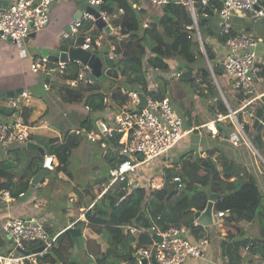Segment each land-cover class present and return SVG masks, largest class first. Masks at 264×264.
<instances>
[{
	"label": "crops",
	"instance_id": "obj_1",
	"mask_svg": "<svg viewBox=\"0 0 264 264\" xmlns=\"http://www.w3.org/2000/svg\"><path fill=\"white\" fill-rule=\"evenodd\" d=\"M5 1L12 2L13 0ZM129 2L132 3V7L134 8L146 10V13L151 12L147 7H141L138 5L142 0H129ZM81 3L82 0H53L50 7L49 23L41 30L34 33V36H30L25 43L19 42L13 44L0 39V120L7 121L13 118H19L30 127L27 142L13 140L6 146L0 145L2 146L0 147V163L6 164L7 161H10L14 164L12 166H6L8 168V173L14 176L13 182L16 184L21 183L20 180L18 181L19 176L30 162L33 163V161H35L42 167L43 156H41L38 149H41L44 154L53 155L57 163L56 171H51L47 174L51 176L54 172L51 178H48L47 175H45L42 182H38L34 186H31V179L37 174L36 173L29 180L28 188L24 190V195L22 197H18L15 202L0 208V252L2 253H8L12 250L11 240L2 229L3 222L9 217H18L24 220H38L43 223L45 230L50 236L62 233L69 227L79 228L76 224L78 223L77 220L80 216L84 215L82 210L87 211L91 208L95 200L101 197H99V193L103 186L108 183V176H110V172L114 168L111 166V161L116 163V161L119 162L121 160L117 147V151L115 148H112L113 151H110L108 147L102 148L98 139L94 141L88 139L84 141L82 140V136L85 133H90L98 137L101 134L102 127L108 125L105 120L110 122L113 114L119 109L113 108L112 103L108 102L103 110L97 111L98 113H89L93 111H90L86 107L82 108L76 103L68 101L67 103L60 98L57 93L60 84H57V82L62 80L61 78L42 73H34L30 70V64L35 57L42 56V49H46L50 54H58V47L62 43H66L69 46H75V40L67 41L63 39V36L69 31L72 21L83 15L84 10L81 7ZM95 9L98 13L100 12L99 6L95 7ZM79 11L83 12L81 16L78 13ZM121 14H123V9L119 8L114 11L113 18L108 17V25L111 27L112 34L114 33V30L119 33L121 26L118 25L112 27L110 20L118 18ZM153 16H157V14ZM149 21L151 22V20ZM89 22L91 23L93 32L102 36L101 47L92 49L91 52L99 56H102L104 52H108L111 56L110 50L113 47L111 45L112 39L107 37L111 35V33L105 34L104 32H100L95 28L94 21ZM216 22V18H214L211 22V29L214 34H219ZM168 23L173 25L171 22ZM231 24L234 32L251 35L259 41L258 55L262 63L263 76L259 77L256 87L258 92H263L264 23L247 16L244 18L233 17L231 19ZM142 25L143 27H147V24L143 21ZM171 30L168 31L171 32ZM81 34L83 35L82 32ZM78 36L81 35L79 34ZM77 37H75V39ZM105 39L107 41H105ZM105 44L110 45L109 49L104 47ZM217 48L222 50L223 45H217L215 49ZM174 62L175 60L173 59L166 61V64L170 67L172 73ZM107 69V67L103 68V75L105 78L103 86H107V91L104 93L109 101V91L111 87L118 84L119 80H115L113 82L114 85L109 82L105 74ZM46 80L49 82H46ZM176 82L181 86L184 93H186V96L190 97L191 92L195 95L199 93L197 95L201 96V92L196 93L194 91V79L187 78L181 82L176 80ZM44 83L48 84V89L43 88ZM91 85L93 87V83ZM52 86H54V88ZM148 86L149 90L156 91L154 83H149ZM18 89L26 92L28 98L26 100L21 98L20 106L17 108H11L8 106V99L10 97L7 95V91ZM126 91L129 90L123 89V93ZM204 97L205 96L199 97V106L200 108H204L205 112L208 113L206 116L209 120H206L204 117H199L198 109L194 106V101L191 97L190 108L187 107L189 111H181L174 103H172L176 114L183 120L184 127H199L204 124V122L212 120V105H208V100ZM223 102L225 105L227 104L226 101ZM257 103L259 104V102ZM10 110H12L11 114L8 113ZM24 111L26 113L25 119L23 114ZM241 114L244 122L250 121V117H248L245 112H242ZM64 118L65 120L69 119L73 121L66 124ZM256 118L258 117H255V119ZM92 121H94L93 125L96 127L97 131L93 130V126H91ZM197 122H199L200 125H196ZM224 123H226V121L215 123V134L207 128L196 129L191 134H188L180 144L171 151V154L177 156V154L187 146L194 150V156L195 153H198L199 159H204L209 152L213 150L211 159L217 166L221 168V165L224 162H232L236 167L238 176L245 177L250 174L253 177L264 202V171L259 166L258 160L255 157L256 155L252 154L253 152H250V148L248 149L249 146L247 145L243 144L239 147L233 146L229 142V136L234 131V128L229 132L227 131V125ZM87 128H89L90 131H87ZM262 136L264 138V130H262ZM193 137L196 139L192 140ZM52 138L59 139V142L69 149V153L67 154L62 167L63 169L58 165L56 155L49 154V150L52 149L49 145V139ZM28 142L33 143V145L36 146V149L28 148ZM98 147L102 148L104 151L101 153ZM106 149L109 151H106ZM108 155L111 156V161L106 159V156ZM166 157L167 156H163L162 160L167 159ZM260 157L261 161L264 163L263 157L261 155ZM152 162L161 164L159 159L153 160ZM170 166L171 164L167 162L166 167L169 168ZM14 167H18L17 171L13 170ZM142 171L143 168H139L136 174L131 177L133 179L132 187L136 188L143 186L142 188L147 190L148 185L145 184L147 180L141 179L144 176L141 175ZM57 173H60V176H58ZM151 174H153V172ZM146 175L148 178L149 174ZM104 182L106 184H104ZM166 189L161 190L162 195L166 194L168 196L169 193L177 188H172L168 194L165 192ZM94 196L96 199L93 200L92 198ZM166 199L168 198L166 197ZM150 209L153 212L160 211L159 205L156 204L151 205ZM214 212L215 210L213 209V213ZM246 214L247 216L252 217L254 213L248 212ZM193 219L194 214L192 216L187 215L183 224L187 225ZM80 221L84 220L79 219V222ZM223 223L225 224L223 227L212 225L200 226L195 229L191 227L189 228L187 234L188 238L195 240L200 236H206L209 239V244L204 257L195 259L190 258L184 264H222L223 262H228L229 264H243L244 261L246 262L245 264H259L260 262L261 264H264V261L260 259V256L252 253L250 248L251 242H253L257 236L256 226L242 215L231 216L229 213L223 217ZM233 228L240 230V232H236ZM89 231L88 228L80 229L81 236L84 240L86 238H89V240L96 238V235L89 233ZM221 232H223L224 235H221ZM130 236L133 238V241H130L128 235H126L118 244L124 252L134 248L137 242L143 237L149 238L147 228L136 229L130 234ZM242 236L246 242H242ZM249 240L253 241L250 242ZM96 241L97 243L100 241V250L103 253L105 247L103 245L105 243L99 237H97ZM89 242V248L94 252L96 247L93 248L94 244L91 241ZM63 245L67 246L65 241ZM98 256L99 255L88 254L86 249H80L77 251H73L72 249L69 256H65L66 260L61 261L59 257L51 251L45 262L46 264H97ZM119 264L128 263L121 261Z\"/></svg>",
	"mask_w": 264,
	"mask_h": 264
},
{
	"label": "trees",
	"instance_id": "obj_2",
	"mask_svg": "<svg viewBox=\"0 0 264 264\" xmlns=\"http://www.w3.org/2000/svg\"><path fill=\"white\" fill-rule=\"evenodd\" d=\"M219 6V0H210L209 4L205 6L197 1L194 5L204 55L200 44L197 41H192L195 30L192 28L193 20L185 6L168 4L164 8L155 7L154 9L158 10L157 16H152L151 23L147 27H143L142 19L146 17V10L132 7L129 0H101L100 11H105L108 17L113 18L114 11L119 8L123 9V14L110 20L112 27L121 26V30L117 34L119 37L116 34H114L115 37L107 36L112 39L116 56L114 66L108 68L105 74L113 85L115 80H119L118 84L111 87L109 91V103H112V107L117 109L125 107L127 98L123 93L124 89L136 90L144 95L150 94L154 98L168 95L171 102L179 110H188L186 107L189 105L187 106L184 102L185 93L176 82L170 67L166 64V61L171 59L176 61L175 66L177 67L196 70L200 80L198 84H194L196 93L201 92V97L207 98L202 92L204 88H201L206 86L215 95V85L205 58L210 64L214 76L216 78L223 76L224 78L223 70L217 63L223 49H215V47L217 45L222 46L225 37L218 33L214 34L211 29V22L215 18L214 10ZM204 13L208 15L207 18H203ZM168 22L173 23L174 27L171 32L165 35L161 30L164 27L167 29ZM90 29L92 30L91 23L84 22L81 31ZM92 33L95 34L93 30ZM67 65L73 70V73H77L78 65L76 63L71 62ZM259 76H263V71L260 72ZM59 78L62 80L57 82L60 84L57 93L63 101L81 103L93 112L101 111L106 107L107 104L103 102L105 93L101 91L103 83H93V87L90 85L87 88H70L64 78ZM224 79L226 80V78ZM46 82L49 81L46 80ZM149 83L155 84L156 91L148 89ZM52 87L54 88V86ZM234 97L238 98L240 95L237 94ZM232 102L236 104L237 100H229L230 106H232ZM212 108L213 117L216 116L217 112L223 115L228 114L227 106L216 95ZM8 113L11 114L12 110ZM23 114L25 119V111ZM253 115L254 117L249 118V122L243 121L241 113H238L236 117L242 123L244 133L264 159L261 153H264V138L262 136L264 129L255 119L258 117L264 120L262 104H256L253 107ZM196 125H200V123L197 122ZM226 127L228 131L233 129L232 123ZM87 131L90 129L87 128ZM49 145L52 148L49 150V154L56 155L58 165L62 168L69 149L61 144L59 139H49ZM116 147L117 144L113 143L112 147L108 149L111 151L112 148H115L117 151L118 147ZM181 153L182 151L177 154V160L170 162L169 168L164 166L161 173V179L164 181L162 190L167 188L165 191L167 194L172 188H177V185L171 182L172 178L174 176L180 177L182 187L178 188L177 194L166 199L167 195H162L161 190L149 193L145 189V193H141L143 186H139L141 188L132 187L133 182L128 179L108 188L84 213L85 221H78L76 226L80 229L88 228L89 233L96 235V238L92 240L86 238L84 247L88 254L99 255L97 264H119L121 261L127 263L137 249L150 246V238L143 237L134 248L124 252L118 246L119 242L126 235L130 241H133L130 234L125 233L126 226L135 229L147 228L150 225L149 215H160L159 226L162 228L183 224L187 215H193L194 212L192 213L191 209L202 211L206 207L210 193L220 194L214 204L215 211L227 210L231 216L242 215L256 226L257 236L251 242L250 248L252 253L258 254L260 259L264 261V202L253 177L250 174L245 177L238 176L236 167L232 162H224L219 170L216 163L211 159L213 150L209 152L206 158L199 159L198 163L195 160L194 150L188 148L186 154ZM106 159L111 161V156H106ZM114 163L111 161L112 167H116L119 162ZM41 168L37 162H30L19 176L18 181L20 180L21 183L16 184L13 182L14 176L8 173L6 164L0 163V185L9 189L13 195H18L28 188L29 180ZM92 199L94 200L96 197L94 196ZM153 204L159 205V212H153L150 209ZM248 212H253V216H247L246 213ZM233 229L238 233L240 232L238 229ZM97 237L106 244L103 253L100 250V241L98 243L96 241ZM80 238L82 239L81 234L72 236L69 232L64 231L58 235L57 245L51 251L61 261H65V256H69L71 249ZM64 241L67 246L63 245ZM89 241L94 244L93 248L96 247L94 252L89 248ZM34 246L36 244H28L26 250H33Z\"/></svg>",
	"mask_w": 264,
	"mask_h": 264
},
{
	"label": "built area",
	"instance_id": "obj_3",
	"mask_svg": "<svg viewBox=\"0 0 264 264\" xmlns=\"http://www.w3.org/2000/svg\"><path fill=\"white\" fill-rule=\"evenodd\" d=\"M87 1L89 6L93 8L98 7L101 3V0ZM147 1L154 7L168 4L185 6L193 20L192 28L199 37L194 5L198 1L199 4L205 6L209 4L210 0ZM52 2L53 0H13L4 6H0V39L19 43L27 40L31 33H36L44 28L50 21ZM219 2L220 6L214 10V17L217 21L219 34L224 36L225 40L223 53L218 57L217 63L223 70L228 87L233 92V98L238 102L236 109H231L226 104L227 115L217 113L211 121L199 127L186 128L183 120L176 114L168 95L161 98H154L150 94L143 95L145 106L142 109H136L141 92L136 90L124 92L127 98L125 107L113 114L110 125L103 126L98 137L85 132L82 136L83 141L98 139L102 148L112 147V144L116 143L118 153L121 156L117 166L111 170L110 180L103 186L99 197L114 184L130 179L145 163L161 156H167L194 130L207 128L215 134V123L225 122L227 119L231 121L234 128L229 136V142L235 147L247 145L254 155L261 158L257 149L244 133L242 123L236 117L238 113L242 112H245L248 117H253V107L258 104L257 102L262 104L264 108V91L258 92L256 87L259 74L262 71V63L258 55L259 41L251 35L234 32L231 19L250 16L264 23V0H219ZM202 16L203 18L208 17L205 13ZM99 17L108 25V15L105 11H100ZM89 21H94L92 15L84 12L80 18L72 21L69 31L64 34L63 38L71 41L80 34L84 37L81 44L83 50L89 51L100 48L102 44L101 35L93 34L91 29L81 31L84 22ZM110 54L112 58L116 56L114 47L111 48ZM77 65L78 71L73 73V70L65 63L51 62L46 57L38 56L31 62L30 70L34 73L62 77L70 88H87L93 83L88 75L89 69L80 63ZM208 66L212 79L216 81L210 64ZM173 74L176 80L192 78L196 84L200 82L199 78L196 77V71L191 68L174 67ZM48 87L47 83L43 84L44 89H48ZM237 94L240 97H234ZM21 98L26 100L28 94L22 91L19 96L9 98L8 106L11 108L19 107ZM103 102L107 104L109 101L105 97ZM256 119L264 129V120ZM29 132L30 127L19 118L7 121L0 120V145L6 146L13 140L27 142ZM42 167L49 172L56 171L57 163L54 156L44 154ZM57 175L60 176V173ZM171 182L177 185V189L182 187L179 176H174ZM163 188V179L152 175L147 187L148 192L153 193ZM23 195V192L13 195L9 189L0 185V208L8 206ZM82 212L85 213L86 211L82 210ZM191 212L193 213L195 210L191 209ZM227 213V210L215 211L213 213V225L225 226L223 217ZM79 219L85 221L84 215H81ZM149 221L150 225L147 227V231L151 244L147 248L137 249L127 262L128 264H154L153 260L156 264H184L190 258L204 257L209 239L206 236H200L191 240L187 236L190 227L193 229L200 227L195 219L187 225L179 224L167 228L159 226L160 215H149ZM2 229L11 240L12 250L8 253L0 252V264H46L45 260L50 251L56 247V239L60 234L50 236L42 222L31 219L24 220L18 217L7 218L2 224ZM135 230L130 226L125 227V232L129 234ZM221 235H224L223 232ZM28 244H36V246L33 250H26ZM222 264L229 263L223 262Z\"/></svg>",
	"mask_w": 264,
	"mask_h": 264
},
{
	"label": "water",
	"instance_id": "obj_4",
	"mask_svg": "<svg viewBox=\"0 0 264 264\" xmlns=\"http://www.w3.org/2000/svg\"><path fill=\"white\" fill-rule=\"evenodd\" d=\"M7 4V1L0 0V6H4ZM81 7L85 13L91 14L94 19V26L95 28L100 31L104 32L105 34L111 33V27L106 24V22L99 17L98 11L90 7L87 0H82ZM161 8H164L162 5ZM82 10V11H83ZM82 11H79V15H82ZM30 36H34V33H31ZM84 41L83 36H78L75 39V46H69L66 43H62L58 47V54H50L46 49L41 50V55L46 57L51 62H62V63H71L76 62L80 63L81 65L86 66L89 69V78L92 80L93 83L101 84L105 81L103 75V68H112L114 66V59L109 55L108 52H104L102 56L96 55L90 51L83 50L81 48V44ZM192 41L196 42L199 41L197 33L192 35ZM219 89V87H218ZM22 92L21 89L18 90H9L7 91V95L11 98L14 95H20ZM225 101V100H223ZM145 106V100L143 94H139V104L136 105V109H142ZM28 148L36 149V146L33 143H27ZM41 156H44V152L41 149H38ZM195 160L198 163L199 161V154L195 153ZM7 166L14 165L12 162L7 161ZM49 173L48 170L42 168L37 172V174L31 179V186H34L38 182L43 181V177ZM177 189L173 192L169 193L167 198H169L173 193H177ZM220 197L218 193H210L208 195V201L206 207L200 211L196 210L194 212V219L200 226H212L213 225V209H214V202ZM65 231L69 232L72 236H79L81 234L79 228L69 227ZM39 249V248H38ZM145 263V262H144ZM153 263L156 262L153 260Z\"/></svg>",
	"mask_w": 264,
	"mask_h": 264
},
{
	"label": "rangeland",
	"instance_id": "obj_5",
	"mask_svg": "<svg viewBox=\"0 0 264 264\" xmlns=\"http://www.w3.org/2000/svg\"><path fill=\"white\" fill-rule=\"evenodd\" d=\"M138 1V0H137ZM143 2V3H142ZM142 2H140V4H138L139 6H141V7H147L149 10H151V12H148V13H146V17L144 18V19H142V21L143 22H145V24H147V25H149L151 22L149 21V20H151V18L152 17H149V16H153V15H155V14H157L158 13V10L157 9H154L155 7L154 6H152V5H150L149 4V2L147 1V0H142ZM174 26L172 25V24H170V23H168V29H165V27L163 28V30H161V32L162 33H164L165 35L166 34H168L169 33V31L173 28ZM169 30V31H168ZM114 34H116V36H118L119 37V35H117L118 34V32L116 31V30H114V33L112 34L111 33V35L113 36V37H115V35ZM105 38H106V36H105ZM105 41H107L106 39H105ZM110 41V40H109ZM202 41V40H201ZM7 42H11V43H13L14 44V42H12V41H7ZM26 42V40H24L23 41V43H25ZM112 45V44H111ZM200 46H202V45H200ZM104 47L105 48H107V49H109V47H110V45L109 44H105L104 45ZM37 57V56H36ZM35 57V58H36ZM175 63H176V61L173 63V65H174V67H175ZM215 80L216 81H214L213 79H212V81H213V84L215 85V95L217 96V98H220L222 101L223 100H225L226 101V103L228 104V106L231 108V109H236V105L235 104H233V102H232V106H230L229 105V103H228V101L229 100H234L233 98H232V96H233V92L232 91H230V89L228 88V83H227V81L223 78V76H221V77H219V78H216L215 77ZM180 82H181V80H179ZM217 82V83H216ZM107 87V86H106ZM105 87V85L101 88V90H102V92H106L107 91V88ZM218 87H219V89H218ZM201 88H204L203 90H202V92L207 96V98H205V99H207L208 100V102H207V104L208 105H212L213 104V102H214V96L215 95H213L214 93L213 92H210L208 89H207V87L206 86H202ZM229 89V90H228ZM187 93H189V92H187ZM191 94V98L193 99V101H194V106L198 109V113H199V117L201 118V117H204V118H206V120H209L208 118H207V114L208 113H206L205 112V110H204V108H200V106H199V97H201V96H199V95H197V94H199V93H197L196 95L193 93V92H191L190 93ZM189 96H186V93H185V96H184V102H186V105L188 106H190V100H191V98H190ZM68 103V102H67ZM77 105H80L82 108H84V106L81 104V103H76ZM237 104H238V102H237ZM188 106V107H189ZM187 108V107H186ZM183 111V110H182ZM89 113H98L97 111H94V112H89ZM214 118V117H213ZM212 118V119H213ZM64 120H65V118H64ZM205 120V121H206ZM71 121H73V120H69V119H67V120H65V123L66 124H69V123H71ZM105 121H107L106 123L108 124V125H110V122L108 121V120H105ZM211 121V120H210ZM229 121V122H228ZM204 123H206V122H204ZM229 123H231V121L229 120V119H227L226 120V123H224L225 125H228ZM94 124V121H92L91 122V126H93V130L94 131H97V129H96V127L93 125ZM75 127H76V125H75ZM227 131H228V129H227ZM230 131H232V130H230ZM229 131V132H230ZM193 135V134H192ZM190 138H191V136H190ZM196 138L195 137H193L192 138V140H195ZM21 143H23V142H21ZM188 144H189V142H188ZM186 146V145H185ZM0 147H2V146H0ZM3 148H5V147H3ZM98 149L100 150V152L102 153V151H104L102 148H100V147H98ZM187 149H188V147L186 146V148H184L183 150H182V153L181 154H186L187 153ZM247 149V148H246ZM248 149H249V147H248ZM250 150V152H252L251 151V149H249ZM106 151H109L108 149H106ZM262 153V155L264 156V153L263 152H261ZM253 154V153H252ZM168 156L166 157L167 159H165V160H162L163 159V156H161V157H159L158 159L160 160V163L161 164H156V163H153L152 161L151 162H147V163H145V165H143L141 168H143V171L141 172V175H144L141 179L142 180H147V182H145V184H147V183H149L150 182V180H151V173L153 172V177H158V178H161V173H162V169H163V167L164 166H166V163L167 162H172V161H174L177 157L176 156H174L173 154H171V151L169 152V154H167ZM179 156V155H178ZM185 156V155H184ZM256 157V159L258 160V164H259V166L263 169V171H264V163L261 161V159L259 158V157H257V156H255ZM177 160V159H176ZM163 161V162H162ZM157 165H160V166H157ZM218 167V169L220 170V167L219 166H217ZM17 168L18 167H14V169L13 170H15V171H17ZM142 170V169H141ZM19 172H20V168H19ZM18 172V173H19ZM54 173V172H53ZM53 173L51 174V176L50 175H47V177L49 178H51L52 176H53ZM146 174H149L148 175V178H147V175ZM109 180H110V176H108V181L107 182H109ZM131 182L133 181V179L132 178H130L129 179ZM52 183V182H51ZM104 184H106L105 182H104ZM148 185V184H147ZM138 188H140V187H138ZM142 192H144L145 193V189L144 188H141V193ZM150 193V192H149ZM152 193V192H151ZM188 194H190L189 192H188ZM54 214L56 215V213L54 212ZM64 217V216H63ZM61 219V218H60ZM48 222V221H47ZM242 238V242L243 241H245V239L243 238V236L241 237ZM82 240V241H81ZM85 240L82 238H80V239H78V242H76L75 243V245H74V247L72 248L73 249V251H77V250H80V249H82V250H85V242H84ZM250 242L251 241H253V240H249ZM56 245H57V243H56ZM103 246H106V244H104ZM72 249H71V251H72ZM246 262L244 261L243 262V264H245ZM259 264H261V262L259 263Z\"/></svg>",
	"mask_w": 264,
	"mask_h": 264
},
{
	"label": "clouds",
	"instance_id": "obj_6",
	"mask_svg": "<svg viewBox=\"0 0 264 264\" xmlns=\"http://www.w3.org/2000/svg\"><path fill=\"white\" fill-rule=\"evenodd\" d=\"M8 3V2H7ZM165 7V6H164ZM161 8V7H160ZM214 19V18H213ZM218 28V27H217ZM196 33V32H195ZM199 41H197L200 45H202V41H201V37H200V33H199ZM64 39V38H63ZM65 40V39H64ZM67 41H70V40H67ZM72 41V40H71ZM201 49H202V52H203V54L205 55V53H204V49H203V45L201 46ZM92 50V49H91ZM91 50H89L90 52H91ZM115 53V52H114ZM206 57V56H205ZM115 58V57H114ZM113 58V59H114ZM205 60H206V62H207V65L209 64L208 63V61H207V59L205 58ZM74 63H76V62H74ZM68 64V63H67ZM77 64V63H76ZM175 67H177V66H175ZM209 67V66H208ZM196 71V70H195ZM89 75V74H88ZM196 77L198 78V76H197V74H196ZM181 81H183V80H181ZM195 83V82H194ZM198 84V83H197ZM142 94V93H141ZM144 95V94H143ZM170 98V97H169ZM170 101H171V99H170ZM172 103V102H171ZM174 107V106H173ZM195 131V130H194ZM259 153V152H258ZM196 211V210H195ZM194 214V213H193Z\"/></svg>",
	"mask_w": 264,
	"mask_h": 264
}]
</instances>
